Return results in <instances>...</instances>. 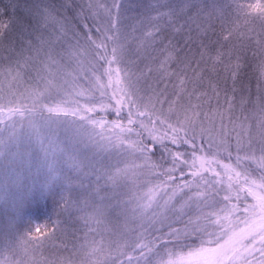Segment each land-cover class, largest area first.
<instances>
[{"label":"snow or ice","instance_id":"1","mask_svg":"<svg viewBox=\"0 0 264 264\" xmlns=\"http://www.w3.org/2000/svg\"><path fill=\"white\" fill-rule=\"evenodd\" d=\"M253 68L264 0H0V264H264Z\"/></svg>","mask_w":264,"mask_h":264},{"label":"trees","instance_id":"2","mask_svg":"<svg viewBox=\"0 0 264 264\" xmlns=\"http://www.w3.org/2000/svg\"><path fill=\"white\" fill-rule=\"evenodd\" d=\"M223 2L225 3H229V4H234V3H244V4H255L258 2H261V0H223ZM217 29L219 30V25H217ZM233 42H237V41H233ZM191 73L189 72V75ZM213 78L216 77V73L213 72L210 74ZM226 73L221 72L220 76H221V89H223L224 85H223V78L226 76ZM259 80V83H258ZM207 83V81H206ZM261 85H264V76H259L258 73L253 69H246L244 72L240 73V79L236 84V91H235V95L240 96L243 94L244 98L246 99L249 95V91L251 93L252 99L255 100L256 96H257V89L258 87H260ZM228 88L231 89L232 88V80L228 79ZM243 89V92H242ZM203 91V90H202ZM209 92V98H214L212 95L211 90H208ZM222 94V96H225L224 91H220L219 95ZM233 92L231 90H229L227 92V96L228 97H232V99L234 98ZM111 118V117H109ZM222 173L223 176V182L225 184H227V176L224 175L223 171H220ZM57 236H59V233H57ZM61 245V239H57L55 237H53L51 240H48L45 242V248L47 250L50 251H55L56 248L54 246H60ZM48 252H45V255H47Z\"/></svg>","mask_w":264,"mask_h":264},{"label":"rangeland","instance_id":"3","mask_svg":"<svg viewBox=\"0 0 264 264\" xmlns=\"http://www.w3.org/2000/svg\"><path fill=\"white\" fill-rule=\"evenodd\" d=\"M5 87H6V86L3 85V83H2V78H0V102L4 101L5 98L7 97V93H6V91H5ZM171 90H172L171 85H169V93L171 92ZM213 97H214V96H213ZM218 99H219V104L223 106V107H222V110H226L227 107H228V104L225 102V96H222V94H220L219 97H218ZM229 99L234 100V102H235V107H236V111H237V113H239L240 99H241L240 96L235 95L233 99H232V97H229ZM246 99H247V98H246ZM81 102L83 103V101H81ZM210 102H211V105H212L213 110H215V109H216V105H217V98H216V97L211 98V99H210ZM192 103H193V104H196V103H203V104L205 105V109H204V110H205L206 112L208 111V107H207V105H208V103H209V100L198 101L197 99L193 98ZM165 107H167V106H165ZM225 123L227 124V121H225ZM206 124H207V122H206ZM217 127H219V121H218V118H217ZM231 127H232V125L227 124V129H228V130H230ZM231 146H232V149L235 148V135H234V134H233V136H232ZM235 155H236V153H235V151L233 150V152H232L233 160H234V158H235ZM217 159L221 161V165H223V164H230V163H231V162L227 159V151L224 150V149H221V150H220V155L217 157ZM253 164L255 165V162H253ZM212 167H216V165L213 164ZM219 171H223V172H224V169L221 167V168L219 169Z\"/></svg>","mask_w":264,"mask_h":264}]
</instances>
